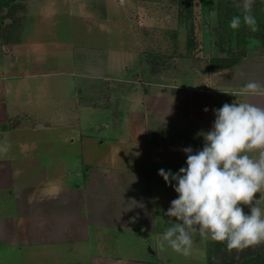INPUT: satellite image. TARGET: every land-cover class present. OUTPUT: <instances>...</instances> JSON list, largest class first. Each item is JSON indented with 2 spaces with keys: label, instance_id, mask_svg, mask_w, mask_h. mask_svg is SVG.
Listing matches in <instances>:
<instances>
[{
  "label": "crops",
  "instance_id": "1",
  "mask_svg": "<svg viewBox=\"0 0 264 264\" xmlns=\"http://www.w3.org/2000/svg\"><path fill=\"white\" fill-rule=\"evenodd\" d=\"M11 42L0 72V264H154L144 237L162 234L157 225L178 195L158 169L175 172L183 147H202L198 133L211 128L213 108L264 107V96L241 92L249 80L264 85V53L217 65L219 53L210 48L204 59L199 49L181 71L143 80L139 68L108 77L101 49H86L78 64L73 49L71 66L61 59L60 69L43 71L38 42ZM45 46L52 54L59 45ZM77 66L83 79L119 84L133 104L124 118L65 105L81 92Z\"/></svg>",
  "mask_w": 264,
  "mask_h": 264
},
{
  "label": "rangeland",
  "instance_id": "2",
  "mask_svg": "<svg viewBox=\"0 0 264 264\" xmlns=\"http://www.w3.org/2000/svg\"><path fill=\"white\" fill-rule=\"evenodd\" d=\"M177 1L13 0L12 15L21 18L22 22L14 31V36L0 41V72L4 69L2 53L9 49L14 39L27 43L38 42L41 50L37 55L41 57L42 63L37 69L43 71L54 67L60 69L61 59L65 64L69 61L71 66L73 49H76L77 64L78 59L84 58L86 49H101L108 52V77H130L139 68L142 69L140 75L143 80L162 73L154 72L158 70L149 63L153 57L158 59L160 67L166 66L165 70L179 72L183 63L197 60L199 49H203L199 56L204 59L212 54L210 48L219 53L225 63L217 65L235 62L251 52L264 53V0H255L253 4L252 11L257 20L255 32L250 31L243 22L237 29L228 27V21L241 12L238 0H194L196 6L193 14H189L190 18ZM6 11L2 9L0 18ZM5 23L10 24L9 20ZM189 38L199 47L192 52L191 57L188 53L189 57L184 56ZM51 42L59 45L52 54L45 46V43ZM48 58H51L52 63L48 62ZM127 68L129 71H126ZM76 71L81 92L75 99L66 100L65 105L74 108L81 106L87 117L96 118L99 117L98 112H103L109 119L124 118V110L130 109L129 106L133 104L123 99L119 84L89 81L80 76L83 70H78V66ZM133 77L136 79V76ZM56 78L64 79L60 76L53 77V80ZM180 80L183 81L178 79L177 83H182ZM127 89L130 91L131 88ZM108 95H112L111 101H107ZM87 102L89 104L85 105ZM94 104L99 106V110L93 113L95 108L91 105ZM44 107L50 108L46 104ZM254 195L259 197L260 194ZM0 201L4 202L3 196ZM257 203L264 209V201ZM241 206L245 212L248 211V206ZM165 219V222L157 225L160 231L173 222L167 216ZM159 237L149 236L143 240L147 243L146 251L155 253V258L150 259L154 264H209L213 255L217 254V248L222 245V242L201 239L196 233L193 235L190 254L184 256L167 245L161 248Z\"/></svg>",
  "mask_w": 264,
  "mask_h": 264
},
{
  "label": "clouds",
  "instance_id": "3",
  "mask_svg": "<svg viewBox=\"0 0 264 264\" xmlns=\"http://www.w3.org/2000/svg\"><path fill=\"white\" fill-rule=\"evenodd\" d=\"M254 3L238 0L241 12L228 27L237 29L243 22L255 32ZM241 92L246 97L264 96V85L249 80ZM212 111L211 128L198 133L203 136L202 147H183L185 165L177 171L158 169L178 194L164 212L173 222L158 243L184 256L190 254L196 233L201 239L224 243L228 250L264 242V209L257 203L264 201V107L244 100L225 102Z\"/></svg>",
  "mask_w": 264,
  "mask_h": 264
},
{
  "label": "trees",
  "instance_id": "4",
  "mask_svg": "<svg viewBox=\"0 0 264 264\" xmlns=\"http://www.w3.org/2000/svg\"><path fill=\"white\" fill-rule=\"evenodd\" d=\"M12 1L13 0H0V13H2V9H7L6 13L0 18V22L4 21L5 23L6 20L10 22V24H0V41L14 36V31L22 22L21 18L13 17L14 14L12 13L11 6H14V4L11 3ZM177 2H179V5L183 6V12L187 13V15L193 14L196 6L194 5V0H178ZM186 48L188 54L192 53L195 49H199V47L194 44V41H192V38L188 39ZM149 63H151L153 68L158 70L154 72H160L166 69V66L160 67L158 59H154V57ZM209 264H264V242L239 251L235 249L228 250L225 244L222 243V245L217 248V254L215 256L213 255Z\"/></svg>",
  "mask_w": 264,
  "mask_h": 264
}]
</instances>
